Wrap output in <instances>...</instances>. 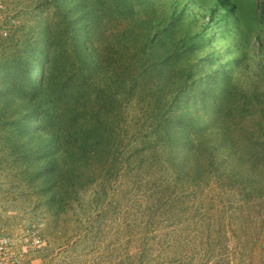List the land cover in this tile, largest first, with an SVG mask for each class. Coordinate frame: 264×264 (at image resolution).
I'll list each match as a JSON object with an SVG mask.
<instances>
[{
    "label": "rangeland",
    "instance_id": "obj_1",
    "mask_svg": "<svg viewBox=\"0 0 264 264\" xmlns=\"http://www.w3.org/2000/svg\"><path fill=\"white\" fill-rule=\"evenodd\" d=\"M233 1L237 24L224 37L217 38L216 33L217 39L205 49L218 55L223 64L230 62L232 91L256 90L264 102V71L260 73L264 25L258 22L263 0ZM153 2L168 13L176 7L184 27L189 16H195L199 23L201 12L214 4V0ZM3 3L1 25L7 34L0 32V228L11 235L38 230L45 244L30 263L264 264V124L259 123L258 113L251 111L256 108L248 107L242 115L224 111L221 119L210 122L207 116L211 108L202 107L198 112L189 106L198 112L202 126L201 131L192 133L196 138L193 153L178 147L169 149L163 140L156 139L157 113L161 110L166 115L174 106L179 107L175 99L169 104L160 100V87H165L166 80L150 76L149 82L127 99L120 92L115 94V83L109 84L108 91L116 101L109 108L114 111L102 119L107 124L112 118L119 119L118 145L112 147V155L103 164H93L91 179L84 185L71 184L64 190L48 186L42 172L37 171L40 162L20 152L26 138L16 132L18 114L5 106L1 80L28 45L32 47L37 40L45 47L48 32L55 42L49 50L51 59L76 70L71 27L64 24L59 8L49 0ZM109 11L102 12V16L108 14L99 25L104 34L98 45L112 48L111 35L129 24ZM135 12L138 15L134 17L149 19L147 26L156 19L137 5ZM176 34L166 42L179 38ZM134 51L127 47L121 55L128 80L137 69ZM43 54L36 50L27 57V66ZM240 55L243 62L237 65ZM35 67L38 71V65ZM186 87L188 92L195 85L188 83ZM241 96L237 92V98ZM104 112L98 110L99 114ZM193 154L199 156L200 165L196 166Z\"/></svg>",
    "mask_w": 264,
    "mask_h": 264
},
{
    "label": "trees",
    "instance_id": "obj_2",
    "mask_svg": "<svg viewBox=\"0 0 264 264\" xmlns=\"http://www.w3.org/2000/svg\"><path fill=\"white\" fill-rule=\"evenodd\" d=\"M49 1L57 5L64 24L71 27L76 70L67 68V63L61 60L58 63L51 59L53 53L49 50L55 42L48 32L45 47H40L37 40L32 47L28 45L30 48H25L16 62L7 67L1 80L5 106H11L18 114L14 122L16 132L20 138H26L20 144V152L40 162L37 171L42 172L46 185L63 190L71 184L84 185L91 179L93 164H103L112 155V147L118 145L121 138L119 119L112 118L109 125L102 119L107 112L114 111L109 109L116 101L108 91L112 83H115V94L122 93L123 99L143 88L150 76L157 75L171 83L165 81V87H160V100L169 104L175 99L179 107L174 106L166 115L160 110L155 118L156 139L163 140L169 149L178 147L196 152L192 151L196 139L192 133L202 129L201 117H198L202 107L211 108L207 116L210 122L221 119L224 111L242 115L249 111L248 107H255L256 110L251 111L258 113L259 123L264 124V102L259 99L260 95L256 90L244 92L237 85L239 91H232L230 62L223 64L218 55L205 49L237 24V5L233 0H214L212 7L201 12L199 23L195 16H189L186 27L180 23L182 14L176 7L168 13L153 0ZM136 5L140 11L152 12V17L156 18L153 24L147 26L149 19L144 16L134 17L138 15ZM107 9L129 24L127 29L111 35L112 48L98 45L99 37L104 34L99 25L108 14L102 16V12ZM186 9L184 4L183 10ZM258 22L264 25V0L259 7ZM177 28L183 33H178ZM173 33H178L179 38L166 42ZM127 47L135 49L133 56L137 58V69L131 80L121 64L122 52ZM36 50L44 54L27 66V57L33 56ZM236 61L240 65L242 55ZM263 71L264 64L260 66V73ZM188 83L195 88L186 92ZM237 92L242 93L241 98H237ZM189 106L199 111L193 112ZM164 107L167 110V106ZM98 110L105 112L99 114ZM193 156L196 166L200 165L199 156Z\"/></svg>",
    "mask_w": 264,
    "mask_h": 264
},
{
    "label": "built area",
    "instance_id": "obj_3",
    "mask_svg": "<svg viewBox=\"0 0 264 264\" xmlns=\"http://www.w3.org/2000/svg\"><path fill=\"white\" fill-rule=\"evenodd\" d=\"M5 6L0 0V32L6 36L7 32L2 27L5 16ZM45 242L38 230H22L19 235H11L0 228V264H31V258L39 252Z\"/></svg>",
    "mask_w": 264,
    "mask_h": 264
}]
</instances>
